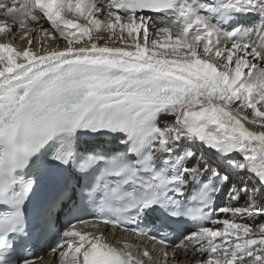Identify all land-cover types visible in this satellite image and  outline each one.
<instances>
[{
  "label": "snow or ice",
  "instance_id": "snow-or-ice-1",
  "mask_svg": "<svg viewBox=\"0 0 264 264\" xmlns=\"http://www.w3.org/2000/svg\"><path fill=\"white\" fill-rule=\"evenodd\" d=\"M41 250L264 264V0H0V264Z\"/></svg>",
  "mask_w": 264,
  "mask_h": 264
},
{
  "label": "bare ground",
  "instance_id": "bare-ground-1",
  "mask_svg": "<svg viewBox=\"0 0 264 264\" xmlns=\"http://www.w3.org/2000/svg\"><path fill=\"white\" fill-rule=\"evenodd\" d=\"M26 44V41H20L18 46H24ZM109 237H111V234H109ZM133 243H139L137 238L130 239ZM143 244H147L145 241H143ZM46 264H58V257H56L54 254H49L46 256Z\"/></svg>",
  "mask_w": 264,
  "mask_h": 264
}]
</instances>
